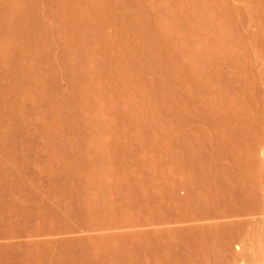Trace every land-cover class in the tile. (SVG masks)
<instances>
[{
  "label": "bare ground",
  "instance_id": "1",
  "mask_svg": "<svg viewBox=\"0 0 264 264\" xmlns=\"http://www.w3.org/2000/svg\"><path fill=\"white\" fill-rule=\"evenodd\" d=\"M9 1L0 0V234L49 213L45 203L28 208L25 218L13 211L38 194L16 177L24 158L18 165L14 139L30 112L50 147H22L50 180L41 194L67 199L60 203L70 217L119 230L154 226L171 213L189 221L247 209L263 101L244 83L240 57L204 37L208 0ZM181 1L193 5L188 17ZM257 1L251 34L263 50L264 0ZM217 28L231 34L224 20ZM181 32L187 41L176 44L172 36ZM59 77L69 83L65 102L55 93ZM28 99L32 106L25 107ZM60 124L66 141L75 139L78 165L64 158ZM235 227L227 220L169 237L152 231L97 243L83 237L59 248L42 242L21 255L1 250L0 264H224ZM53 248L64 250L56 255Z\"/></svg>",
  "mask_w": 264,
  "mask_h": 264
},
{
  "label": "rangeland",
  "instance_id": "2",
  "mask_svg": "<svg viewBox=\"0 0 264 264\" xmlns=\"http://www.w3.org/2000/svg\"><path fill=\"white\" fill-rule=\"evenodd\" d=\"M8 1L9 0H7V2ZM239 3H241V6ZM9 4L10 1L8 5ZM191 5L192 4H187L184 1H181V4H179V8L182 10L185 17L191 14L193 7V5ZM205 8L209 12L210 22L207 28L203 29L204 37L220 47V50H224V52L230 53L235 57H240L237 69L243 76V79H245L244 83L248 85V88H251L253 85L257 87L263 101L260 110V118L254 127L255 131L262 137V141L256 149L257 157L255 159V166L248 173L250 177H253L254 182L248 186L247 191L251 202L249 206H247V209L243 213L224 219L203 216L204 214L201 213L196 217L189 216V218H191L189 221L178 220L174 217L175 215L171 213L157 221V224L154 226L125 227L119 230L104 229L111 227L97 226L93 223L85 222V220L82 221L78 218L70 217L64 212L63 203H60V200L65 203V201H68L67 199L64 201L63 197L58 196L55 198L49 194H41V192H45L49 189L51 184L50 180L38 166L36 162L38 157H35L34 153H30L28 149L24 150V147H22L24 145L21 143L22 141H33L35 150L43 146L47 148L50 147L47 143L48 140L46 136L44 134L41 135L37 128L38 121H36L35 115L30 112L20 121V124H22L20 126L22 128L20 127L21 129H19L20 131H18V134H20L21 137L16 138L17 134L14 139L15 145H18L15 149L17 164L19 165L22 163L19 161L21 156L24 158L22 170L18 172L16 177L20 185H34L38 194L32 199H29L23 209L17 207L13 209V211L19 216L23 215V218H25L29 216L27 213L28 208L38 206L40 203H45L49 209V213L44 219L30 217L27 218L21 226L7 228V233L0 234V251L8 250L11 253L21 255L27 252L29 248L40 246L42 242H47L49 244L58 243L57 248H59V244H66L71 240L83 237L94 238L93 240L97 243V237L105 238L107 236L116 235L127 237L128 239L134 237L143 238L146 236V233L152 231H157L160 236L169 237L174 236L176 232L187 231L186 229L192 226H211L228 220L235 222L236 227L233 229V243L231 249L224 257V264H264V175L262 174L264 170V160L262 159V151L264 150V49L261 50L255 46L254 38L251 34L260 17L261 3L257 0H208ZM42 10H44V7ZM248 16L251 19H249ZM44 19L50 24L53 23L52 20L48 19L46 16H44ZM219 20H224L229 24L231 29L230 35H225L224 32H221L218 28L216 30V25ZM247 26H250V29L248 28V30H246ZM54 37L55 36H53V38L51 37V43L53 50H55L54 54H56L57 43ZM172 39L176 44L187 41L186 35L183 32L177 33V35L173 34ZM57 83L58 88L55 91L56 96L60 98V101L65 102L67 100L66 92L69 89V83L64 77H59ZM30 106H32V101L28 99L25 101V107ZM70 118L71 122L76 123L71 116ZM11 121H13V119ZM61 130L62 132L64 130L63 124H60L58 127V136L62 144L66 142L63 145L64 158L68 157L70 161H74L75 164L78 165L80 161L75 159L76 156L73 152L75 139L67 142L65 135L59 133ZM113 137V135H110V141L114 140ZM19 139L21 141H19ZM142 144L145 148L150 145L149 141L146 139L142 140ZM58 167V165H53L55 170ZM70 176L75 177L76 172L71 173ZM95 249L96 253L97 248ZM62 250L64 249L53 248L50 250V253L58 255ZM30 253H33V251L30 250Z\"/></svg>",
  "mask_w": 264,
  "mask_h": 264
}]
</instances>
